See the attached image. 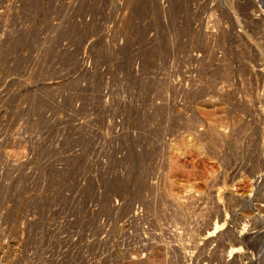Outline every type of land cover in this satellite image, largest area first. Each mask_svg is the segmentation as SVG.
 Returning <instances> with one entry per match:
<instances>
[{"label":"rangeland","instance_id":"374dc122","mask_svg":"<svg viewBox=\"0 0 264 264\" xmlns=\"http://www.w3.org/2000/svg\"><path fill=\"white\" fill-rule=\"evenodd\" d=\"M86 2L81 0L79 15L87 12ZM138 2L124 0L128 23L146 15ZM8 4L0 0V155L18 156L26 151L19 133L26 108L39 120L44 105L54 101L44 84L53 80L29 77L35 61L19 58L31 56L54 23L65 25L59 38L70 37L64 31L74 13L71 0H23L19 19L28 29L11 37L3 31L15 21ZM232 10L222 19L236 28L216 34L204 29L216 16L203 0H171L167 16L156 7L153 20L164 36L153 54L160 62L186 57L188 118L169 109L174 93L166 74L157 86L150 77L135 80L143 99L156 96L160 106L156 128L148 123L149 112H142L147 143L134 156L132 180L112 184L104 208H39L41 221L22 241L10 230L17 233L22 216L34 209L10 207L17 192L0 191V264H264V0H234ZM156 164L164 172L148 188L146 174ZM126 196L131 198L124 205L113 207V198ZM134 198L143 200L145 215L129 221L128 231Z\"/></svg>","mask_w":264,"mask_h":264},{"label":"built area","instance_id":"2783aa9c","mask_svg":"<svg viewBox=\"0 0 264 264\" xmlns=\"http://www.w3.org/2000/svg\"><path fill=\"white\" fill-rule=\"evenodd\" d=\"M86 1L87 12L79 15L81 0H71L73 24L64 31L70 33V37L59 38L58 32L64 30L65 25L54 23L50 26L52 34L42 35L44 39L31 51V56L19 58L23 62L35 61L29 77L53 80L44 84L51 87L54 101L44 105L39 120L33 118L28 105L19 131L26 151L18 156L6 152L0 155V191H7L8 195L11 191L17 192L16 202L8 205L34 209L22 216L17 233L10 230L13 239L17 236L22 241L29 235L31 224L41 221L38 216L41 207L53 209L85 204L93 209L104 208L112 184L132 180L134 156L147 143L143 129L148 123L152 129L157 127L160 106L156 96L151 95L147 101L143 99L144 88L135 80L150 77L157 86V81L164 78L161 74H166L165 79L170 80L174 93L169 109L177 111L184 120L188 118L191 74L183 62L186 57L178 60L169 55L160 62L153 54L164 36V28L160 34L162 27L155 24L153 15L156 7L162 15H169L171 0H143V3L139 0L137 6L146 15L130 23L124 0H113L115 4L112 0ZM203 1L210 15L216 16L214 22L209 20L204 25L206 31L217 34L223 28H236L222 19L226 13L234 14V0ZM145 2L148 8L143 10ZM8 6L15 21L7 24L3 31L13 37L28 26L25 18L19 19L23 0H9ZM139 8L137 12H141ZM2 42L0 40V46ZM41 49L44 51L40 52ZM52 52L57 54L49 55ZM175 61L180 62L178 68ZM142 112H149L153 118L147 123ZM163 172L164 169L159 171L158 164L154 165L146 174V187L156 186ZM127 197L113 198V207L124 205L131 198ZM37 199L40 202H34ZM2 201L0 193V203ZM143 215V200L134 198L127 225ZM102 221L104 225L108 223L104 216ZM128 226V231H132Z\"/></svg>","mask_w":264,"mask_h":264},{"label":"bare ground","instance_id":"6f19581e","mask_svg":"<svg viewBox=\"0 0 264 264\" xmlns=\"http://www.w3.org/2000/svg\"><path fill=\"white\" fill-rule=\"evenodd\" d=\"M249 14H250V13H249ZM23 36H24V35H23ZM20 39H21V38H20ZM221 73H222V72H221ZM212 133H213V132H212ZM223 133H224V132H223ZM182 142H183V141H182ZM184 143H186V142H184ZM189 146H190V145H189ZM177 149H178V147H177ZM178 150H180V149H178ZM181 150H182V149H181ZM178 162H179V161H178ZM183 163H184V162H183ZM180 164H182V162H181ZM185 164H186V163H185ZM177 166H179V165H177ZM183 166H184V165H183ZM185 166H186V165H185ZM183 168H184V167H183ZM173 170H174V168H173ZM179 170H181L180 167H179ZM183 170H186V168H184ZM182 172H183V171H182ZM185 172H187V171H185ZM172 186H173V184H172ZM167 197H168V196H167ZM158 200H159V199H158ZM155 201H156V200H155ZM159 202H160V201H159ZM174 202H175V201H174ZM171 203H172V202H171ZM186 204H187V203H186ZM186 204H185V205H186ZM180 205H181V204H180ZM154 206H155V205H154ZM159 206H160V205H159ZM183 220H184V219H183ZM192 222H193V221H192ZM139 223H140V222H139ZM223 225H224V224H222L220 227L223 228ZM215 228H216V227H215ZM218 228H219V226L216 228V230H218ZM214 230H215V229H214ZM216 230L214 231V234H216ZM217 232H218V231H217ZM211 233H212V232H211ZM141 234H142V233H141ZM156 240H157V239H156ZM129 243H130V242H129ZM183 244H184V243H183ZM144 245H145V244H144ZM236 250H238V249H235V251H236ZM140 251H141V250H140ZM232 253H233V250H232ZM232 253H231V254H232ZM138 256H139V255H138ZM168 256H169V255H168ZM112 257H113V256H112ZM148 258H149V257H148ZM187 259H188V258H187ZM132 261H134V260H132ZM148 262H149V260H148ZM145 263H146V262H145ZM165 263H166V262H165ZM129 264H130V263H129Z\"/></svg>","mask_w":264,"mask_h":264}]
</instances>
